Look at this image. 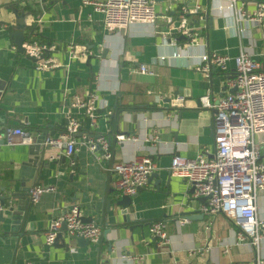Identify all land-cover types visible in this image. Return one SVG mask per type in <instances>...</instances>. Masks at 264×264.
<instances>
[{"label": "crops", "instance_id": "crops-1", "mask_svg": "<svg viewBox=\"0 0 264 264\" xmlns=\"http://www.w3.org/2000/svg\"><path fill=\"white\" fill-rule=\"evenodd\" d=\"M258 1L264 2L247 0L248 8L253 10ZM185 4L199 36L196 45L180 35L178 23L169 25L162 17L178 14V8L166 0L156 3L159 17L153 27L136 25L115 31L104 27L102 12L83 5L82 0H0V128L21 127L33 140L41 131L60 134L66 128L65 113L71 100L75 96L95 98L93 106L73 108L82 122L74 155L50 147L36 171L42 183L35 180L32 187L46 185L55 190L44 193L36 203L29 195L23 201L6 200L0 212L4 218L0 221V264H131L122 259L123 253L142 256L145 264H255L254 246L247 240L238 243L237 228L223 213H202L204 202L191 193L192 186L185 179L171 174L170 165L174 155L195 158L215 151L214 110L204 107L201 97L210 92L217 102L234 91L230 80L241 49L264 69V32L255 24H236L221 0H186ZM10 5L18 10L30 6L26 9L33 15L25 41L40 37L53 45L61 66L41 71L18 50L12 35L16 15ZM238 27L245 32L241 34ZM72 42L77 52L87 50L88 54L72 59L67 52ZM205 50L227 55L228 68L216 67L207 77L199 64ZM142 64L153 74L142 73ZM178 95L185 96L184 107L173 105ZM119 134L125 138L119 139ZM155 135L159 141L150 140ZM99 136L108 138L115 161L150 156L156 162L148 184L133 196L136 210L143 214L142 227L138 223L130 230L132 223H124L115 206L106 210L107 201L122 194L116 188V175L107 163L98 161L99 152L89 148L88 139ZM256 142L264 161V133L256 135ZM29 144L0 145L3 197L9 195L12 179L22 174ZM19 203L23 207L14 215L9 207ZM73 204L80 206L83 219L91 218L88 222L99 225L100 243L79 246L65 230L70 249L46 245L50 223ZM184 211L198 214L187 218L182 216ZM258 214L264 218L263 190L258 194ZM157 220L166 222V243L150 235V225ZM109 242H113L111 253ZM193 249L203 251L191 254Z\"/></svg>", "mask_w": 264, "mask_h": 264}, {"label": "built area", "instance_id": "built-area-1", "mask_svg": "<svg viewBox=\"0 0 264 264\" xmlns=\"http://www.w3.org/2000/svg\"><path fill=\"white\" fill-rule=\"evenodd\" d=\"M44 2L43 0H40ZM158 0H82L83 5H91L94 10L104 14V27L109 31L129 29L136 25L153 27L158 20L156 3ZM178 8L177 16L166 15L169 25L178 23L177 31L185 37L190 45L199 43V36L190 23L186 0H166ZM212 1V0H211ZM230 11L236 24H255L264 32V2L255 3L253 10L248 8L247 0H221ZM198 8V7H197ZM196 9L194 12H197ZM41 22V18L38 19ZM243 34L244 28L238 27ZM24 54L35 61L41 71L53 70L60 63L55 59L56 48L37 40L24 42ZM234 59L235 75L230 80L233 92L222 96L217 102L211 93L201 97L204 107L214 110L215 151L211 155L200 153L195 158L174 155L170 171L175 177L185 179L194 188V195L205 197L201 212L205 215L223 213L237 228L236 237L248 241L255 248V264H264L262 255L264 243V218L258 214V194L264 191V161L261 160V148L256 142V135L264 133V69L261 63L244 49ZM67 52L72 59L86 56L89 51L77 52L74 42L67 45ZM165 57H162L164 59ZM199 64L207 77L218 67L228 68L229 57L217 52L205 50L200 55ZM142 73L153 74L147 65H140ZM95 98L88 100L75 96L65 113L66 128L57 137L50 136L46 143L58 147L66 156H73L78 149L77 135L81 132L82 122L74 109H86L93 106ZM176 107L185 106V96L178 95L172 99ZM74 108V109H73ZM96 108L91 119L94 122ZM124 139L122 134L117 135ZM150 140L159 141L157 135ZM32 135L18 128H0V145L13 146L17 143H32ZM89 148L99 152L98 161L107 163V169L116 175V188L122 195L134 196L148 184L156 170V162L150 156H140L129 161H115L110 143L106 136L88 139ZM55 190L53 186L36 185L29 191V200L38 202L46 192ZM4 209L3 195L0 193V212ZM66 224L69 236L84 237L92 243L101 239L102 230L95 222H86L82 218L78 204L61 211L50 223L45 232V244L53 245L57 235ZM166 222L157 220L150 225V235L159 242H167ZM202 249H193L191 254L202 253ZM122 259L131 264H145L144 257L123 253ZM233 264H246L245 262Z\"/></svg>", "mask_w": 264, "mask_h": 264}, {"label": "water", "instance_id": "water-1", "mask_svg": "<svg viewBox=\"0 0 264 264\" xmlns=\"http://www.w3.org/2000/svg\"><path fill=\"white\" fill-rule=\"evenodd\" d=\"M45 1V0H43ZM10 9H12L13 13L16 15V21L15 24L12 25V28L14 29L12 31V35L15 37V43L18 46V50L23 52L24 51V41H25V31L29 28L30 24V15H33V12L31 11H25V10H18L14 7V5L9 6ZM59 134L57 133H49L47 131H41V133H38L33 142L29 144L28 150H29V157L27 161H25L22 165L23 171H21L20 177H15L12 179L11 184L8 189L9 195L3 197V205L6 204V200L9 199L12 200H22L25 195H29V191L31 187L33 186V183L35 180H37L36 177V171L38 167H40V163L43 159V156L45 152L50 148V145L46 143V140L48 137L53 136L57 137ZM95 139V138H93ZM66 166V165H64ZM77 167L73 166V171H76ZM37 182H41L40 179ZM191 193H194V188L192 187ZM200 201L205 202V197H199ZM23 201V200H22ZM189 206H191L190 203H188ZM116 207V210H119V214L122 217V220L124 223H132L130 226V230L133 229L138 223L139 226H143L141 224L144 222L143 214L140 211L136 210L135 202L133 196L129 195H122L120 198L116 200H108L106 205V210L109 212L112 207ZM22 203H19L17 207L14 205H11L9 207V210L14 213V215H19L18 211L22 209ZM25 208V207H24ZM198 213H193L191 211H184L182 212V216H185L187 218L193 217ZM201 217H203V214H200ZM4 221V218L0 215V221ZM86 222L90 221L91 218L84 219ZM66 230V224H63L61 232L57 235V238L55 239L54 245L55 246H61L65 247L67 250L70 249V244L66 242L64 239ZM70 240H76L79 246H88L90 245V241L85 239L84 237H76V236H70ZM97 243H100L98 241ZM113 251V242H109L108 244V253H111Z\"/></svg>", "mask_w": 264, "mask_h": 264}, {"label": "trees", "instance_id": "trees-1", "mask_svg": "<svg viewBox=\"0 0 264 264\" xmlns=\"http://www.w3.org/2000/svg\"><path fill=\"white\" fill-rule=\"evenodd\" d=\"M29 7H30V6L27 5L26 7H22V9L25 10V11H27V9H28ZM26 8H27V9H26ZM30 11L32 12L31 9H30ZM35 29H36V28H35ZM35 29H34V32H35V34H36ZM31 39H32V40H37V41H39V42L44 43L43 39L40 38V37H33V38H31ZM122 108H124V109H132L133 106L123 105ZM115 121H116V119H115L114 117L110 119V125H112V128H113L114 125H115Z\"/></svg>", "mask_w": 264, "mask_h": 264}]
</instances>
